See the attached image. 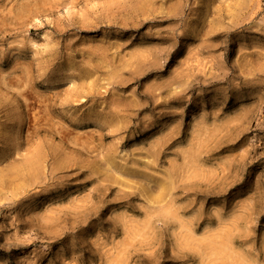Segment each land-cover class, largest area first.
Wrapping results in <instances>:
<instances>
[{
    "label": "rangeland",
    "instance_id": "obj_1",
    "mask_svg": "<svg viewBox=\"0 0 264 264\" xmlns=\"http://www.w3.org/2000/svg\"><path fill=\"white\" fill-rule=\"evenodd\" d=\"M0 264H264V0H0Z\"/></svg>",
    "mask_w": 264,
    "mask_h": 264
}]
</instances>
